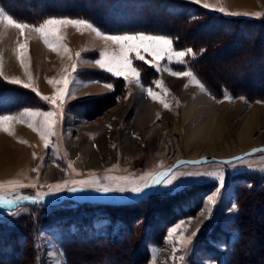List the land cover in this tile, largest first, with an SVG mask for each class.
<instances>
[{
	"label": "rangeland",
	"instance_id": "obj_1",
	"mask_svg": "<svg viewBox=\"0 0 264 264\" xmlns=\"http://www.w3.org/2000/svg\"><path fill=\"white\" fill-rule=\"evenodd\" d=\"M228 2L242 8L234 9ZM197 4L202 7L208 5L205 8L222 15H249L261 21L264 19V0H199ZM51 18L74 19H46ZM13 29L0 24V37L14 34ZM97 29L102 36L83 26L79 30L72 25L60 27L61 43L68 52L61 47L52 50L47 46V50L40 51L35 46L32 59L24 55L25 68L22 66L18 69L16 66L12 74L9 72L15 62L12 55L7 54L10 58L5 72L11 76L19 72L18 80L21 83L18 85L31 86L21 91L23 98L20 107L3 114L13 119L4 122L3 127L9 131L0 127V148L4 152L0 156V195L8 199H15L16 194L37 196L38 193H49L55 185L65 181H69V187H72L74 185L70 182L73 180L98 182L100 186L113 189H130L151 183L154 175L162 173L177 158H229L264 144V133H258V129L264 125V94L245 96L235 86L247 90L264 87V22L247 28L255 29L256 34L260 35L257 40L260 46L256 50L260 54L253 55L254 51L248 50V56L235 61L228 59L240 43L243 48L252 44L250 38L255 34L241 41L246 30L242 28L234 42L214 50L209 48L204 63L206 68L199 72L186 65V56L191 57L192 52L184 57V63L176 62L175 58L172 61L159 60L158 68L155 66L157 61H153L147 52H141L143 60L136 59L133 53V66L140 73L139 84L132 82L131 77L126 81L121 76H113L99 68L95 61L100 58L101 52H119V46L104 36L143 32L110 34ZM28 30L25 33L32 32ZM172 47L176 51L187 52L189 49ZM77 53H80L79 57ZM73 65L76 66L75 72ZM189 70L193 71L195 81L190 77L169 74L170 71ZM251 73H257V79L251 85L244 84L242 80ZM65 76L72 81L69 85L71 97L65 99L61 108L52 104L51 98L62 85L54 87L48 80L60 81ZM157 81L161 82L160 87H157ZM220 83L230 86L234 96L229 90L218 91L217 85ZM106 84L113 87L108 88ZM149 87L159 94L158 99L148 96L146 89ZM165 102L169 107L164 106ZM253 108L256 116L251 131H246L244 122ZM29 111L55 113L56 122L51 126L53 134L48 138V147H45V140L39 132L29 127V124L39 127L44 116H30L27 114ZM155 127L158 138L162 132L160 127L167 134L163 154L147 145L145 133ZM127 147L130 151H127ZM178 151L180 155L175 158ZM241 158L240 162L231 159L178 164L171 170L178 177L176 182L180 185V191L168 193L158 186L149 200L125 211L122 217H134V221L142 219L123 241L134 243L133 246L123 248L124 244L119 241H105L103 245L110 246L108 251L121 252L120 256L126 258L128 263L118 260L113 256L114 252L107 253L109 255L103 258L105 253L98 248L100 243L79 244L75 239H68L77 233L82 237H116L121 233L118 231L124 228L121 221L109 226L108 218L102 215V208L87 211L88 208L84 206L68 202H94L88 199L130 193H104L94 188L73 192L76 199L44 204L54 207L32 208L30 206L35 203L30 202L15 209L0 211V257L14 258L15 264H82L83 260L89 264H131V258H136L133 264H231L242 255V249L245 262L241 264H264V150H256ZM223 161L232 163L224 164ZM237 164L239 166H234ZM256 180L258 183H254L256 186L251 188L252 191H247ZM21 184L26 187H19ZM67 191L65 188L47 196L53 201ZM84 213L93 219L82 225L80 216ZM181 221L180 228L170 234L169 229ZM194 232L197 235L193 238ZM143 235L146 236L142 241V246L147 250L145 255L138 245ZM189 238H192L190 244ZM50 246L57 247V257ZM8 251L13 252L6 253ZM140 251L142 254L138 257Z\"/></svg>",
	"mask_w": 264,
	"mask_h": 264
},
{
	"label": "trees",
	"instance_id": "obj_2",
	"mask_svg": "<svg viewBox=\"0 0 264 264\" xmlns=\"http://www.w3.org/2000/svg\"><path fill=\"white\" fill-rule=\"evenodd\" d=\"M0 7L16 22L27 23L35 26L48 17H68L74 19H85L97 26V28L103 32L110 34L143 32L166 35L173 40L175 48H189L192 50V56H186V58L189 59H187L186 65L188 67H192L198 72L201 69L205 70L206 68L204 63L207 61L206 56L209 48L214 50L217 49L218 46L222 47L230 42H234L238 32L242 28L246 29V35L242 34L243 39H241V41L246 37L248 38L249 35L255 34L252 38H250L252 39V44L248 48H246L247 45L246 47L244 46V48H246L244 49L243 44L240 43L237 49L231 53L232 56L228 59L230 61H235L242 56H248V50L254 51L253 55L255 53L257 55L260 54L256 51L260 46V43H258L259 41L257 42V40L260 39V35L258 36L256 34L257 31L255 29L249 30L247 28L248 26L261 25L264 22V19L261 21L260 19H255L249 15H222L214 10L202 7L199 4L188 0H0ZM211 25L215 27L213 28ZM106 76L109 75L106 74ZM257 77V73H251L248 74L242 82L244 84L246 83L247 85H251L253 84V80L257 79ZM234 84L238 83L235 82ZM217 86L218 91L223 90L224 92H227L229 90L231 95L234 96L230 86L224 83H220ZM235 86L236 88L239 87L237 88V91L245 96H248V94H260V96L264 94V87L256 89L251 88L247 90L241 86ZM208 88L210 89L209 86ZM25 89L26 88L19 86L18 84L9 83L0 76V115L13 112L20 107V103L23 98L21 91ZM257 181L258 180H256V182L253 181L250 188L246 190L250 191L251 188H254L256 186L254 183H258ZM155 192L156 191L152 192L150 195L139 201L124 205H112L90 201H68L69 203L77 206H84L88 208L87 211L93 210L95 207L102 208V215L108 218L110 223L109 226L113 225L115 221H121L124 224L122 231H118L121 232L120 235L118 234L119 236L116 237L113 235L112 237L109 235H92L82 237L79 233H77L68 237V239H75L74 241H77L79 244L100 243L98 248L104 251L105 255L103 258H106V256L109 255L107 253L114 252L113 256H115L118 260L121 259L124 260V262H127L126 258H122L120 256L121 252L117 253L115 251H108L110 246H104L103 242L106 241L107 243H113L119 241L122 245L124 244L123 248L127 249L132 247L134 243H125L123 241L131 235L136 223L138 225V221H142V219L134 221V217H122V215H124L123 213L128 211L130 207L149 200ZM40 206L43 207L46 205L35 204L30 207L35 208ZM54 206L55 205H50L46 207ZM119 208H121V210H119ZM80 217L83 219L82 225H84V223L87 224L86 222H88V220L93 219V217L87 213H84V215ZM83 234L84 233H82V235ZM145 237L146 236L143 235L140 237V240H138V245L143 248L142 251L144 255L147 253L145 247L142 246V241H144ZM9 252L11 253L13 251H8L6 253ZM242 252L243 250L241 249L240 253L242 255L230 263L236 264V260L237 264L245 262L244 253ZM141 254L142 252L140 251V254L138 253V257L141 256ZM135 261L136 258L130 259L131 264L135 263ZM15 262L16 260L14 258H9L5 255L0 257V264H15ZM82 264H89V262H85L83 260Z\"/></svg>",
	"mask_w": 264,
	"mask_h": 264
},
{
	"label": "snow or ice",
	"instance_id": "obj_3",
	"mask_svg": "<svg viewBox=\"0 0 264 264\" xmlns=\"http://www.w3.org/2000/svg\"><path fill=\"white\" fill-rule=\"evenodd\" d=\"M195 2L199 3V0H195ZM204 7H208V5H204ZM220 11H223V9H219ZM0 24L17 29L20 33V36H24L26 29H31V31L36 32L40 38L43 40L44 44L49 47L52 50H56L57 47L63 48L65 52H68L69 50L67 47H65L61 43V37L59 35L60 27L72 25L77 28V30L80 29V26H83L93 32L96 33L97 36H102V32L99 31L92 23L88 22L85 19H57V18H51L46 19L43 23L39 24V26H31L26 23H18L13 18H11L9 15H7L3 10H0ZM108 41H111L113 44H116L119 46V52L118 53H112L109 54L107 52H101L100 58L95 61V64L111 73L113 76H121L126 81L129 80V77L132 78V82H135L137 84L140 83V73L137 71V69L133 66L132 61V54H135L136 59L143 60L144 57L141 55V52H147L151 57L153 61H157V64L155 65L157 68L159 67L158 61L162 59H167L169 61H172L173 58H175V61L178 63H184V57L192 52L191 49H188L187 52L185 51H176L173 49V41L172 39L164 36V35H146L143 33L138 34H125V35H108L104 36ZM24 52H25V44L19 43L17 46V60L20 61L21 66L24 65ZM80 56V53H77V57ZM148 63H151L150 61H146ZM73 71H76V66H72ZM170 75H174L177 77H190L193 81L196 80L193 71H179V72H169ZM199 83L198 81H196ZM9 83L12 84H20L21 82L16 79H12L9 81ZM48 83L50 85H53L54 87L59 84L62 85L59 87L53 97L51 98V103L54 105H58L61 108L64 107V101L66 98L71 97V92L69 90V85L72 83L71 80L67 76L62 78L60 81H53L48 80ZM91 83V81H89ZM157 87L161 86V82H156ZM25 88H29L30 84H23L22 85ZM108 88H112L113 86L111 84L105 85ZM34 92H37L35 88H33ZM148 96H150L152 99L156 100L158 99V93H155L151 87L146 89ZM166 92V90H165ZM37 95H39V92H37ZM42 99L48 100V97H42ZM228 99H231V97H228ZM164 106L167 108L169 105L165 102ZM30 116H36V115H43L44 121L42 124H40L39 127H36L34 124H29V127H32L34 131H38L41 138L45 140V147H48V138L50 135H52L51 126L55 124V113L49 111L44 113H38V112H31L29 111L27 113ZM10 119H13V117L9 116H3L0 115V127H3L4 122L8 121ZM4 131H9L7 127H3ZM11 134V132H9ZM235 161L240 162L242 161L241 157H235L233 158ZM224 164H231V161H223ZM234 166H239L234 165ZM71 167V165H69ZM35 171V169H33ZM161 176L162 179H154L151 183H145L142 186H136L132 187L130 189H125L123 187H119L116 189H113L109 186H100L98 182L93 183L88 180H73L70 183L74 186L69 187V181H65L63 184H57L52 188V190L49 193L44 194H37L39 196L40 200H43V197L45 195H50L52 192H60L61 190L67 188L70 192H80L84 191L87 188H94L96 191H101L104 193L112 192V191H130L135 196L139 197L142 196L145 193L146 189L150 188H156V187H163L168 193H175L181 190L179 183L176 181L178 180V177L175 175V173L172 172L170 169L169 172L162 173ZM221 180V187L223 186V176L220 178ZM75 185H79L78 187ZM33 187L35 185H32ZM2 187V186H0ZM19 187L24 188L26 185H19ZM28 197L21 196L19 194H16L15 199H8L6 196L0 195V203L5 205H11L14 204L17 200L27 199ZM183 221L175 225L173 228L169 229V233H174L177 231V229L180 228ZM197 235L196 232L192 234V237L194 238ZM192 242V238H189L188 243L190 244ZM175 251V249H174ZM61 255H63L61 253Z\"/></svg>",
	"mask_w": 264,
	"mask_h": 264
},
{
	"label": "water",
	"instance_id": "obj_4",
	"mask_svg": "<svg viewBox=\"0 0 264 264\" xmlns=\"http://www.w3.org/2000/svg\"><path fill=\"white\" fill-rule=\"evenodd\" d=\"M256 150H264V144L263 145H259V146H255L250 148L248 151H245L242 155L239 156H234V157H229V158H209V159H180L177 158L175 160L172 161V163L170 164V166L165 169L162 173H166L169 172L170 169L176 167L178 164L181 163H199V162H204V161H211V160H231L235 157H242V156H246ZM158 176L157 179H162L163 177L161 176V174ZM157 188V187H156ZM156 188H150V189H146L145 193L142 196H135L133 193H127L124 195H116L113 194L111 196L108 197H91L88 200L94 201V202H100V203H107V204H113V205H123V204H127V203H131L133 201H137L140 200L144 197H146L147 195H149L152 191H154ZM24 197H28L27 199H22V200H17L14 204H12L11 206H4V205H0V210H4V209H13L19 205H23L26 204L30 201H32L33 203H42V204H55L58 203L60 201H62L63 199H75V197L73 196V192L67 191L66 193L60 195L56 200H46L43 198V200L39 199V196H31V195H25Z\"/></svg>",
	"mask_w": 264,
	"mask_h": 264
},
{
	"label": "crops",
	"instance_id": "obj_5",
	"mask_svg": "<svg viewBox=\"0 0 264 264\" xmlns=\"http://www.w3.org/2000/svg\"><path fill=\"white\" fill-rule=\"evenodd\" d=\"M228 3L230 4V2H228ZM230 5L234 9L242 8L240 6H236V4H232V3ZM211 7L214 9H217V7H213V6H211ZM29 25H31V24H29ZM32 26H35V25H32ZM13 30H14V34H12V33L8 34L9 39L6 35H3L2 37H0V74L2 75L3 78H5L7 80H12V79L18 80V78L20 76L19 72H18L19 74L17 73L16 76H11L5 72V70H6L5 65H6L8 59L10 58V56L8 57L7 54L12 55L14 62H15V65L17 66L18 69L20 67H22L20 61L17 60V46L20 42L25 44V53L26 54H24V55L27 57H30L31 59L33 58L32 57L33 56V49H34L33 47L36 46V48H38V50H40V51L41 50L45 51V49L47 48L46 45L43 44L42 40L40 39V36L36 32L32 31L31 33H25L24 36H20V34H18L17 29H13ZM28 31L30 32L31 29ZM0 36H1V34H0ZM20 37H22V38H20ZM21 39H23V40L21 41ZM8 41H9V44H6ZM10 51H13V53H11ZM29 63H31L30 60H29ZM23 68H25L24 65H23ZM19 81L21 82V80H19Z\"/></svg>",
	"mask_w": 264,
	"mask_h": 264
},
{
	"label": "bare ground",
	"instance_id": "obj_6",
	"mask_svg": "<svg viewBox=\"0 0 264 264\" xmlns=\"http://www.w3.org/2000/svg\"><path fill=\"white\" fill-rule=\"evenodd\" d=\"M232 2H238L240 0H230ZM247 2L249 0H246ZM247 4V3H246ZM15 68H16V65L12 68V70L9 72L10 74L14 73L15 71ZM237 104H233L232 106H236ZM142 109V108H141ZM255 116H256V113H255V109H251V113L247 115V118H246V121L244 122V126L245 127V130L246 131H251V128H252V123L254 122V119H255ZM159 128V126H158ZM164 128L160 127V130L162 132H160V136L158 138V135L156 133V127L155 128H152L150 130H147V132L145 133V137L148 141L147 145L150 147V149H156L155 151H157L159 154H163L164 153V150H165V142H164V138L167 136V134L164 132L163 130ZM258 133L259 134H263L264 133V125H262V127H260L258 129ZM128 139L130 140V138L128 137ZM3 144V143H2ZM126 149V147H125ZM132 150V149H131ZM145 150V148L143 149ZM143 150H140L141 152H145ZM127 151H130L129 147H127ZM133 151V150H132ZM139 151V152H140ZM4 154V152L2 151V149L0 148V156ZM180 155L179 151L175 153V158L178 157ZM1 167V166H0ZM0 172H2V169H0ZM1 174V173H0ZM160 175V173H157L156 175L153 176L152 180L154 179H157L158 176ZM44 199H49V196H44L43 197ZM187 199V198H186ZM51 200V199H50ZM244 216V215H243ZM53 248V246H50ZM51 248V249H52ZM49 249V248H48ZM54 252V256H58L59 254V251L57 249V247L53 248L52 249ZM78 250V249H77ZM77 253V252H76ZM79 253V252H78ZM86 253V252H85ZM90 256V255H89ZM76 257V255H75Z\"/></svg>",
	"mask_w": 264,
	"mask_h": 264
}]
</instances>
